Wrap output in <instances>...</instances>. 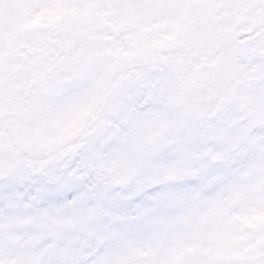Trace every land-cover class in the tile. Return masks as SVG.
Here are the masks:
<instances>
[{"label": "snow or ice", "instance_id": "snow-or-ice-1", "mask_svg": "<svg viewBox=\"0 0 264 264\" xmlns=\"http://www.w3.org/2000/svg\"><path fill=\"white\" fill-rule=\"evenodd\" d=\"M0 264H264V0H0Z\"/></svg>", "mask_w": 264, "mask_h": 264}]
</instances>
